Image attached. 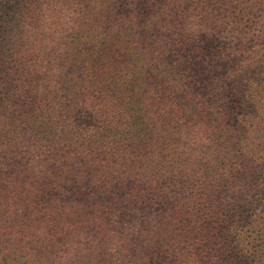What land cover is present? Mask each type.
I'll use <instances>...</instances> for the list:
<instances>
[{
    "label": "trees",
    "instance_id": "obj_1",
    "mask_svg": "<svg viewBox=\"0 0 264 264\" xmlns=\"http://www.w3.org/2000/svg\"><path fill=\"white\" fill-rule=\"evenodd\" d=\"M0 264H264V0H0Z\"/></svg>",
    "mask_w": 264,
    "mask_h": 264
}]
</instances>
